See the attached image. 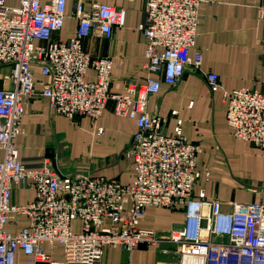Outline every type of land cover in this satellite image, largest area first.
I'll use <instances>...</instances> for the list:
<instances>
[{
  "label": "built area",
  "instance_id": "2783aa9c",
  "mask_svg": "<svg viewBox=\"0 0 264 264\" xmlns=\"http://www.w3.org/2000/svg\"><path fill=\"white\" fill-rule=\"evenodd\" d=\"M204 1L146 0L147 22L139 29L147 44L146 68L156 76L125 78V92L117 93L112 91V60L93 57L85 40L96 33L112 37L115 26L125 24V9L106 3L88 9L85 0H75L76 33L56 40L68 0H18V5L0 0V75L8 67L3 76L11 82L0 88V148L5 152L0 161V264H19L21 254L28 264H101L108 246L120 244L132 252L142 241L155 240L154 232L141 226L150 206L185 209V223L169 233L181 252L178 264H264V204L234 203L233 211L225 212L220 199L204 191L196 196L201 146L183 134L181 119L177 131L168 134L167 119L148 110L150 96L163 84L175 86L188 67L201 68L202 52L191 51ZM35 65L49 77L41 88ZM90 68L96 72L91 81L86 79ZM206 81L212 94L224 90L218 73L209 71ZM34 96L48 98L55 112L72 120L98 119L110 102L116 115L135 119L138 129L126 149L135 163L133 181L63 174L49 159L28 167L15 139L24 133L26 99ZM224 100L235 137L264 150V87L224 91ZM16 185L32 188L35 199L15 204ZM24 217L27 225L17 232L8 229L20 226ZM75 220L81 221L80 231L72 226ZM46 244L52 251L61 246L63 259ZM231 255L238 260L230 261Z\"/></svg>",
  "mask_w": 264,
  "mask_h": 264
},
{
  "label": "crops",
  "instance_id": "0c3cea01",
  "mask_svg": "<svg viewBox=\"0 0 264 264\" xmlns=\"http://www.w3.org/2000/svg\"><path fill=\"white\" fill-rule=\"evenodd\" d=\"M7 2L17 4L18 0ZM94 3H106L126 11L125 24L115 26L112 37L96 33L85 40V48L93 57L112 60V91L125 92V78L145 81L150 75L156 76L146 68L147 44L139 29L147 22L146 0H85L88 9ZM263 6L264 0L202 2L199 34L191 51L192 55L202 52L201 68L188 67L175 86L163 84L159 92L150 96L148 105L150 113L167 119L166 133H175L181 119L183 134L201 146L197 157L201 178L195 186V195L204 191L208 197L220 199L225 212L233 211L234 203L264 204V150L235 137L224 100V91L264 87ZM74 7L75 0H68L65 25L54 39L66 40L76 33L78 21ZM209 71L219 74L223 91L211 93L206 81ZM9 72L8 67L1 68L0 88L11 86L10 80L3 76ZM34 78L38 88L43 86L41 81L49 79L36 65ZM95 78V70L88 69L86 79ZM173 111L178 114L174 115ZM23 128L24 133L15 139V144L28 167L41 166L44 159H49L63 174L105 176L122 183L133 181L135 163L126 149L138 125L135 119L116 115L112 102L98 119L81 116L72 120L55 112L48 98L29 97L25 102ZM4 156L0 148V161ZM34 199L32 188L14 187L15 204L23 205ZM185 221L184 208L148 207L141 226L151 229L155 240L142 241L132 252L120 244L108 246L101 264H178L181 252L169 240V233ZM27 224L24 217L20 226L8 225V229L17 232ZM105 225H110L108 219ZM72 226L78 231L81 221H73ZM224 239L214 237V240ZM45 247L55 258H63L61 246L55 251L48 244Z\"/></svg>",
  "mask_w": 264,
  "mask_h": 264
},
{
  "label": "rangeland",
  "instance_id": "374dc122",
  "mask_svg": "<svg viewBox=\"0 0 264 264\" xmlns=\"http://www.w3.org/2000/svg\"><path fill=\"white\" fill-rule=\"evenodd\" d=\"M19 3H17V4H12V5H18ZM64 116H66V115H64ZM68 117V116H67ZM81 229H79L78 231H80ZM58 259V258H57ZM60 259V258H59ZM61 259H63V258H61ZM19 264H26V262H25V259H24V256L22 257V255H20V257H19Z\"/></svg>",
  "mask_w": 264,
  "mask_h": 264
},
{
  "label": "trees",
  "instance_id": "16d2710c",
  "mask_svg": "<svg viewBox=\"0 0 264 264\" xmlns=\"http://www.w3.org/2000/svg\"><path fill=\"white\" fill-rule=\"evenodd\" d=\"M229 259H230V261H233V262H236L238 260L237 256H235V255H231L229 257ZM244 261H245V263H249L250 262L248 259H245Z\"/></svg>",
  "mask_w": 264,
  "mask_h": 264
}]
</instances>
